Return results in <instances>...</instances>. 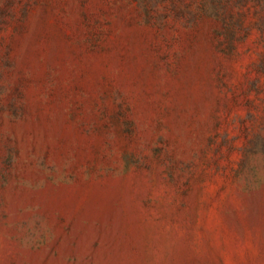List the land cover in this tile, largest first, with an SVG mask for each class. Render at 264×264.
Listing matches in <instances>:
<instances>
[{
  "label": "rangeland",
  "instance_id": "374dc122",
  "mask_svg": "<svg viewBox=\"0 0 264 264\" xmlns=\"http://www.w3.org/2000/svg\"><path fill=\"white\" fill-rule=\"evenodd\" d=\"M0 264H264V0H0Z\"/></svg>",
  "mask_w": 264,
  "mask_h": 264
}]
</instances>
